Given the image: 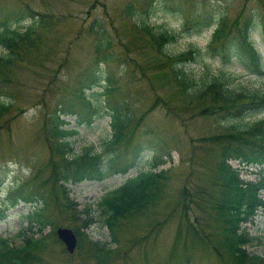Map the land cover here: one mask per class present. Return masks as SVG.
<instances>
[{"label": "rangeland", "instance_id": "rangeland-1", "mask_svg": "<svg viewBox=\"0 0 264 264\" xmlns=\"http://www.w3.org/2000/svg\"><path fill=\"white\" fill-rule=\"evenodd\" d=\"M129 5L136 8L132 16L126 13ZM208 10L218 16L225 13L228 30L237 35L251 12L262 25L264 0H0V29L7 23L12 29L25 31L34 23L33 16L36 21L51 16L56 22L52 28L39 30L43 34L42 45L27 56L25 65L11 71L0 68V102L13 105L0 128V202L16 189H24L25 195L38 199L37 204L20 202L4 211L0 239H9L16 246L22 244L23 240L17 236L29 227L25 216L34 207H46L43 215L48 224L43 234L50 235L41 254L44 264H97L87 245L68 255L51 235L59 227L75 231L82 226L79 219L85 220L86 212L95 223L82 231L113 251L109 264H231L221 247V230L213 203L206 194L218 187L215 177L220 155L219 149H212L207 139L220 133L228 123L216 114H201L202 109L182 103L170 78L153 68L161 60L136 34L138 22L181 31L189 21L193 30L196 14ZM94 20L107 29L114 58L109 64L101 65L99 76L96 73L99 80L89 90L91 83L86 86L80 74L94 61L95 38L90 33ZM215 28L216 25L205 26L200 34H184L170 46V52L181 54L195 48L206 49ZM258 34L261 29L254 30L251 39L262 54L264 66V42ZM6 55L0 49V56ZM234 61L223 67L210 54L186 69L197 79L223 71L231 88L264 94V76L245 70L238 60ZM145 68L150 71L143 72ZM109 83L114 92L106 94ZM77 88L87 89L78 91L87 98L83 106H87L89 114L80 115L78 111L83 110L80 107L78 121L76 117L62 118L64 142L72 150L68 156L71 160L81 158L86 151L105 156L104 145L112 135L107 104L113 107L126 102L136 114V122L144 118L139 134L129 146L136 142L143 148L135 169L103 181L84 180L67 186V196L78 218L74 220L66 210L60 179L53 175L61 158L52 153L45 123L61 97H71ZM251 118L243 122L264 118V114ZM126 155L131 157V153ZM105 158L108 160L109 154ZM153 165H157L156 172L165 170L167 175L161 199L122 221L116 245L110 230L100 222L98 203L129 178L149 171ZM231 165L239 168L241 178L251 183L258 181L262 176L260 170H264L257 165L240 166L237 161ZM50 219L54 220L53 224H49ZM241 229L251 240L247 251L264 258V208H258ZM38 230V226L33 229L34 233Z\"/></svg>", "mask_w": 264, "mask_h": 264}, {"label": "trees", "instance_id": "trees-1", "mask_svg": "<svg viewBox=\"0 0 264 264\" xmlns=\"http://www.w3.org/2000/svg\"><path fill=\"white\" fill-rule=\"evenodd\" d=\"M134 8L132 5L127 6L126 13L129 16L134 15L136 9ZM32 18L34 23L25 31L12 29L7 23L4 28L0 29V49L7 53L4 57L0 56V68L11 71V69L25 65L27 56L39 50L40 44L42 45L43 34L41 35L39 30L49 29L56 25V22L51 20V16H42V19L38 21L34 16ZM194 21L193 30H190L189 21H186L181 31L166 30L151 26L148 22L141 24L138 22L136 23V34L143 45L161 60V63L155 64L153 68L156 73H165L170 78L182 103L189 107L202 109L201 114L208 112L211 115L216 114L222 122L228 123L224 124L220 133L207 139L212 149H219L217 150L220 155L215 177V184L218 187L207 191L206 194L213 203L216 222L221 230V247L228 254L230 263L264 264V258L251 255L247 251L251 240L241 229L242 224L246 223L259 207H264V200L259 193L260 190H264V170L259 172L262 175L259 181L249 183L240 178V169L231 165L232 161H237L245 166L264 167V118H257L248 123L243 122L253 116L264 114V94L246 90L237 91L231 88L227 84L228 79L223 71L211 77H202V75L200 79H197L186 69L189 64L197 63L204 56L211 54L213 59L219 60L223 67L234 64L236 59L245 70L264 76L261 53L251 39L254 30L261 29L259 35L264 42V18L262 25H259L255 13L251 12L237 35L228 30L225 13L218 16L214 11L208 10L204 13H197ZM214 24L216 28L206 49L195 48L181 54L170 52V46L184 34L194 32L200 34L205 26L210 27ZM90 33L95 38L94 61L80 74V77L85 78L86 86L91 83V86L87 88L89 90L95 87L99 80L97 76H99L100 66L112 62L114 58L111 53V38L99 20L93 21ZM124 46L128 51L127 45ZM149 71L150 68L143 69V72ZM111 84L109 83L106 94L114 92ZM79 89L82 92L87 90L77 88L73 89L71 97L62 96L60 102L51 110V114L46 116L50 120L47 119L45 123V132L53 148L52 153L61 158V164L59 168L54 167L53 175L55 179H60V189L66 202V210L72 214L74 220L78 218L73 213L72 203L67 196V185L84 180L101 181L112 175L126 174L138 166L143 151L141 143L135 142L132 145L133 149L129 146L139 134L138 129L144 117L136 122V114L124 102L114 104L113 107L107 104L108 107H105L112 120L111 139L104 145L105 156L109 154L110 157L109 162H105L108 160L102 154L88 151L81 158L69 159L68 156L72 150L64 142L66 134L63 133L62 118L73 116L79 120L77 110L80 107L83 109L82 113L78 111L80 115L88 116L89 114L87 106H83L87 98L79 93ZM11 108L13 105L0 102V128ZM126 153H131V157ZM152 169L130 178L123 186L105 195L98 203L100 222L110 230L114 244L119 241L122 221L154 206L161 199L163 185L167 180L166 171L155 173ZM19 200L36 203L35 198L25 195L23 190L10 194L7 201L11 203L10 205L16 206ZM45 203L47 206L46 200ZM45 208H35L27 216L29 230L38 226V233L29 235L26 229L21 230L18 237L23 241L18 246L13 245L9 240L0 239V264H44L41 254L46 249V238L49 236L43 234L48 222L46 216L43 215ZM84 214L87 216L86 219H79L82 226L75 228L79 239L78 248L81 250L84 245H87L88 252L97 264H109L113 251L105 244L91 240L82 231V229L88 230L95 223L94 218L88 212ZM3 216L4 211L0 207V218ZM53 236L58 242L55 232Z\"/></svg>", "mask_w": 264, "mask_h": 264}, {"label": "water", "instance_id": "water-1", "mask_svg": "<svg viewBox=\"0 0 264 264\" xmlns=\"http://www.w3.org/2000/svg\"><path fill=\"white\" fill-rule=\"evenodd\" d=\"M59 239L65 244L67 251L74 254L78 246V239L76 234L67 228H59L57 231Z\"/></svg>", "mask_w": 264, "mask_h": 264}]
</instances>
